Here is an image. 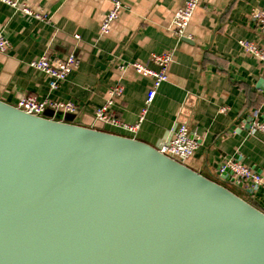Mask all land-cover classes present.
<instances>
[{"label": "water", "instance_id": "obj_1", "mask_svg": "<svg viewBox=\"0 0 264 264\" xmlns=\"http://www.w3.org/2000/svg\"><path fill=\"white\" fill-rule=\"evenodd\" d=\"M73 115L0 99V264H264L262 209Z\"/></svg>", "mask_w": 264, "mask_h": 264}, {"label": "crops", "instance_id": "obj_2", "mask_svg": "<svg viewBox=\"0 0 264 264\" xmlns=\"http://www.w3.org/2000/svg\"><path fill=\"white\" fill-rule=\"evenodd\" d=\"M125 7L108 33L101 22L111 0H19L48 15L40 20L0 0V32L9 40L0 52V99L16 105L24 95L73 101V122L165 144L179 123H187L199 147L184 162L234 190L264 211V186L236 183L219 173L230 159L243 161L264 176V62L240 45L250 40L264 49V30L252 17L264 0H200L187 35L178 38L172 18L184 0H122ZM171 50L169 79L157 89L139 127L127 130L95 118V111L116 84L124 92L112 110L122 122H139L146 106L150 77L121 66L141 61L154 66L153 53ZM75 53L78 67L59 83L31 65L47 54L52 60ZM227 104L226 114L219 111Z\"/></svg>", "mask_w": 264, "mask_h": 264}, {"label": "built area", "instance_id": "obj_3", "mask_svg": "<svg viewBox=\"0 0 264 264\" xmlns=\"http://www.w3.org/2000/svg\"><path fill=\"white\" fill-rule=\"evenodd\" d=\"M22 12L32 15L40 20H48V15L42 11H36L30 7L20 4L19 0H1ZM200 0H184L182 5L175 11L172 18L173 32L178 38H184L187 35V28L192 20L194 11ZM125 7L122 0H111V7L101 22V32L108 33L111 25L120 16L122 9ZM252 17L256 23L264 30V9L257 8L253 10ZM240 45L247 51L257 56L264 62V49L250 40H240ZM11 47L9 40L0 32V52H8ZM173 59L171 50L161 53H153L151 55V63L132 61L121 66L122 69L128 66L133 68L138 74L152 78L153 85L148 90L146 97V106L142 109L139 122L135 124L122 122L114 115L112 107L115 99L124 92V85L116 84L109 90V96L105 103L98 107L95 111V118L104 123H110L123 127L127 130L134 131L139 127L140 122L145 118L148 106L153 102L158 87L169 79V67ZM79 64L78 56L71 52L63 57L52 60L47 54L40 56L31 61V65L39 70L44 71L50 76L49 86L51 89H57L59 83L64 80L71 72H73ZM20 109L35 115H42L47 110L54 112L61 111L63 113H74L77 109L75 102L52 100L49 98L39 99L35 95H24L16 104ZM230 107L227 104L220 106L219 111L222 114L228 113ZM252 128H258L264 132V124L252 120ZM199 147V140L190 130L187 123H179L173 129L172 137L167 144L162 145L161 151L179 161L184 162L187 158L194 154ZM229 172L233 178V182H251L253 188L258 189L264 186V176L256 170L246 165L238 159H230L219 166V173Z\"/></svg>", "mask_w": 264, "mask_h": 264}]
</instances>
